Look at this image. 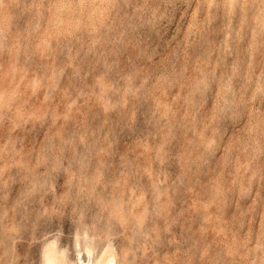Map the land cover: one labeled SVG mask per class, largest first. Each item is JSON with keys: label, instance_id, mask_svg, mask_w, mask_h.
<instances>
[{"label": "rangeland", "instance_id": "rangeland-1", "mask_svg": "<svg viewBox=\"0 0 264 264\" xmlns=\"http://www.w3.org/2000/svg\"><path fill=\"white\" fill-rule=\"evenodd\" d=\"M88 254L264 264V0H0V264Z\"/></svg>", "mask_w": 264, "mask_h": 264}, {"label": "bare ground", "instance_id": "bare-ground-1", "mask_svg": "<svg viewBox=\"0 0 264 264\" xmlns=\"http://www.w3.org/2000/svg\"><path fill=\"white\" fill-rule=\"evenodd\" d=\"M53 249V248H52ZM48 250V249H47ZM54 252H55V250H54ZM79 252V251H78ZM50 253V252H49ZM77 253V252H76ZM85 253V252H84ZM88 253V252H87ZM102 253H103V251H102ZM101 253V254H102ZM80 254V253H79ZM104 254V253H103ZM51 255H52V253H51ZM81 255V254H80ZM53 256V255H52ZM56 256V255H55ZM55 256H54V258H55ZM60 256V255H59ZM77 256V255H76ZM82 256V255H81ZM99 258H100V256H99ZM45 259H46V257H45ZM54 260V259H53ZM99 260V259H98ZM77 261V260H76ZM78 261H79V264H94L93 262H92V259H91V257H90V254H88L86 257H85V260L83 259V260H81L80 259V257L78 258ZM45 263V262H44ZM54 263V262H53ZM103 264H115V263H113V260H111V259H107V261H105Z\"/></svg>", "mask_w": 264, "mask_h": 264}]
</instances>
